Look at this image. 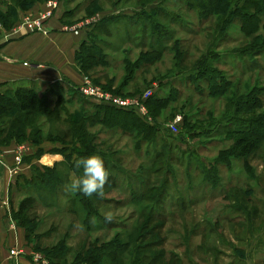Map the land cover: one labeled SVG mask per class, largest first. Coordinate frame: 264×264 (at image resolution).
Instances as JSON below:
<instances>
[{
    "label": "rangeland",
    "instance_id": "obj_1",
    "mask_svg": "<svg viewBox=\"0 0 264 264\" xmlns=\"http://www.w3.org/2000/svg\"><path fill=\"white\" fill-rule=\"evenodd\" d=\"M50 1L54 0L41 1V7L31 14L39 16ZM97 6L102 13L94 12ZM198 12L205 18L200 20ZM61 14H66L62 22L66 34L88 30L87 18L95 17L86 40L90 50L108 62L84 71L76 59L78 81L63 75L40 96L52 112L58 110L60 119L19 114L25 131L36 128L42 132L31 138L38 146L36 155L51 153L57 155V162L63 161L59 169L64 184L75 170L79 174L73 166V158L79 156L74 150L78 143L72 124L78 112L94 116L100 110L97 105H114L132 112L155 126L158 134L136 151V131L89 122L87 129L97 149L94 147L88 155L99 154L116 183L113 188L107 182L102 201L93 200L103 223L96 221L88 230L78 215L42 204L37 209V218L42 221L39 232H34L29 241L26 238L22 247L8 246L6 260L17 258V264H22L23 257L26 264H35L36 254L44 255L36 247L53 248L61 242L70 251L56 260L72 264L76 253L87 250L91 243L111 247L119 242L128 252L119 258L121 264H139L137 250L145 256L144 264H264V0H61L59 11L45 25ZM27 15L30 14L20 16L18 22ZM162 28L168 34L161 53H157L159 59L153 58L138 68L141 55L151 45L159 46L152 33L159 36ZM176 46L184 49L181 60L173 51ZM80 49L81 45L76 55ZM205 68L225 74L232 84L227 94L220 96L214 89L216 97L209 95L207 83L213 77L203 72ZM85 82L108 97L95 100L83 94L79 88ZM149 91L152 97L143 101ZM8 95L17 99L14 91ZM117 98L129 100V105H116ZM156 98L164 103L155 105ZM252 119H260L261 123L254 125ZM7 120L6 115L0 118V126ZM169 124L180 129L179 134H173ZM249 126H257L262 134L253 138H260L254 157L245 163L242 158H227L218 166L210 165L219 153L228 151L242 138L241 131ZM179 136L185 137L184 141L176 139ZM191 148L196 149L193 159L185 153ZM112 154L116 156V166L111 164ZM150 158L153 161L149 162ZM57 162L38 168L46 175L45 167H54ZM213 168L217 171H212V178H204L202 172ZM38 174L37 169H32L30 176H19L10 184L11 218L19 227L13 213L25 198L39 194L31 180L23 179L36 178ZM149 177L152 191L146 197L164 192L154 203L156 213L152 216L142 215L131 195L136 191L140 194L141 181ZM19 178L23 189L18 191L15 183ZM46 191L50 202L52 193ZM68 193L57 194L63 202L67 197L74 200L75 194L67 196ZM106 212L116 217L112 223L105 222ZM32 214L30 211L31 218ZM52 225L58 234L39 241L38 235ZM12 249L18 250V255L12 256ZM159 251L162 258L156 261ZM3 261L0 257V264Z\"/></svg>",
    "mask_w": 264,
    "mask_h": 264
},
{
    "label": "trees",
    "instance_id": "obj_2",
    "mask_svg": "<svg viewBox=\"0 0 264 264\" xmlns=\"http://www.w3.org/2000/svg\"><path fill=\"white\" fill-rule=\"evenodd\" d=\"M40 1H44V0H19L20 3H18V0H11L10 2L12 4L9 8L8 13H4L2 10H0V22L4 26H7V27H8V21H11L12 24L16 23L19 20V14H18L19 8L28 10L32 8L35 5V3L40 2ZM0 3H1V0H0ZM251 3L252 5L255 4L253 2ZM100 10L101 8L97 6L94 9V12L97 13ZM197 16L200 17V20L205 18L202 12H198ZM257 24L258 26L261 25V20H259V18H257ZM156 28H161V27L158 26ZM160 30H162V32L159 33V36L156 33H152L153 36L157 37L159 46L157 47L155 45H151L149 47L150 48L149 51L145 52L146 55L145 54L141 55L139 59L141 62L138 65H136L138 68H140V66L144 64L150 63L153 60V58L159 59V57H157V53H161V50H162L161 46H163L162 45L163 41L167 39L166 34H168V32L164 30L163 28ZM90 35L91 33H89V37ZM87 41L88 40H84L81 43V49L76 55V59L84 71L90 67H94L95 65H98V64L101 65V64H105L108 62L104 58L97 56L95 52H92L90 50V46H88ZM95 51L99 52L100 49L96 48ZM173 51L177 55L176 59L181 60L184 58L185 52L183 48L176 46L173 48ZM199 65L200 67L202 66V64H199ZM203 70L205 74L211 73L213 77L211 79V82L207 83L209 85V88L211 89V91L209 92V95H211L212 97H216L217 94H216V91H214V89L219 91L220 96L228 93V90L232 84L228 83V81L225 79V74L223 72H221L220 70L212 69V68H205ZM215 76L217 78H215ZM240 87L241 85L239 84L237 89H240ZM15 96L17 97V99L13 97H9V96H4L5 97L4 103L7 104L8 107L4 108L3 106L0 105V118H2L4 115H6L8 118L6 124H2L0 126V146L6 145L8 142H10L11 140L15 138L17 140H24L25 137L27 136L28 131L27 130L25 131L21 127V125H23L22 120L18 119L19 114L21 112H27L28 115L42 114L43 116H46V117L48 115L49 117L53 116L54 119H57V120L60 119L58 110L57 111L55 110L54 112H52L49 108H47V103L46 102L44 103V100L42 101L43 98L39 97L34 91L19 90L15 93ZM156 99L159 101L157 100L154 101L155 105H162V103H164V101H161L163 99H160V98H156ZM97 107L100 110H98L94 116H86L85 114H82L81 112L76 113L77 120L76 122H73L72 124L74 127L73 135H74V138L76 139V142L78 143L77 147L74 148V150L77 152L79 157L87 156L88 153H90V151L92 150H95L94 147H96L94 146V139L87 129V124L89 122L93 124L100 123V124L106 125L109 128L110 127L111 128L121 127L125 132L126 131L127 132L136 131L137 132L136 137L138 138L137 143L134 145L135 147L134 149L136 151H139L144 143L151 142L154 139V136L158 134V131L155 129V126L144 123L142 120L135 117V115L132 112L126 111L114 105L113 106L112 105H108V106L97 105ZM252 122L254 125H259V123H261L260 119H257V121H254V119H252ZM255 127L257 126H252V127L249 126L247 129H243L240 133L242 138H239L237 141H235L232 147L228 151H225L224 153L221 152L218 154V157H216L215 159L217 164H215V161L213 160V162H211L210 165L214 164L218 166V164L224 163V160H226L227 158H228V161H229V158H230V161H232V158L236 160H238L239 158H242L243 159L242 161H244L245 163L248 160V158L254 157L253 152L259 147L257 143L260 138L258 139V141H256V139L253 140V138L262 135L260 130ZM41 133H42L41 131L39 130L37 131L36 128H33L30 136L31 138L33 137L36 138V137H39ZM176 139L180 141H184L185 137L179 136V137H176ZM238 151L240 152V154H236ZM185 153L187 154L189 153L188 155L190 159H193V157L196 156L195 155L196 149L194 148L187 149ZM110 158H111L110 159L111 164H113V166H116L117 160H116L115 154H112ZM150 161H153V158H150L149 162ZM62 162L63 161L57 162L54 167H45V171L47 172L46 175L44 174V172L43 173L41 172V170L38 168L39 166H35L33 169H37L39 172L36 178L35 177L33 178L32 176L31 179H27V178L23 179L26 182H28V180H31L33 182L32 184L34 185V188L39 191L38 196H29L25 198L21 202V208L18 211H16L15 214L13 213V215H15L14 218L19 220V225L25 229L26 238L28 241L31 238V235L34 234V232H39V227L42 221L37 218V209H39V207L42 204H46L49 206L56 205L57 209L58 208L66 209L67 213L78 215L79 218L81 217L83 219V226H87L88 230L91 229L90 224L92 223H89V221L92 217L96 218V221H98L97 223H101V222L103 223L102 214H100L101 211L99 210V208H97L98 206L93 201L94 199L97 201H102V199L96 196L88 198V197L83 196V194L77 193L75 194L76 197L74 200H70L69 197H67V202H63L61 200V197L58 196L57 193L65 195V188H64L65 184L62 179L63 176L61 175V170L59 169V166L63 165ZM212 171L216 172L217 168L209 169L208 172L206 173L202 172L204 175V178H208V179L212 178V176L214 175V172ZM19 180L21 179L19 178L15 183L18 191L21 188L23 189V186L20 184L21 182ZM108 182L109 184L113 185V188L116 185V183L112 180L111 176H109ZM150 182H151L150 177H149V180L147 181H141L140 194L136 191V192H131V195L132 197H134L132 198V200L135 203V205H137V207H140L141 214L142 215L148 214L152 216L154 215V213H156L155 212L156 206L154 205V203L158 201L157 199L162 198L164 196V192L161 191L156 196L152 195V196L146 197V194H149L152 191L149 188ZM46 190H50L52 193L51 198H50L52 200H50V202H47L48 199L46 196L47 195ZM67 196H69V193ZM35 197L39 198L40 199L39 201L41 202L36 201ZM53 200H55L56 202H54ZM70 202L72 203L71 205H70ZM73 204H75V206H73ZM30 211L33 212L32 218L30 215ZM36 220L37 222H35ZM55 233L58 234V231H56L55 225H52L46 233L39 234L38 239L39 241L43 240L44 238L52 239L53 236L56 235ZM59 244L60 246H57L56 244V246L53 248H50L49 247L50 245H49L47 248L40 249L36 247V249L39 250L41 253H43L48 258V261L50 260V264H65V263H60L56 259H59V258L61 259L65 257L66 255H68L70 250L64 249V244H62L61 242ZM107 245L108 244L98 246L95 243L94 244L91 243L88 246L87 250H82L76 253L77 259L72 264H82V263L84 264H121V262L119 261V258L124 253L128 254V252H126L127 251L126 246H125V249H123L124 247L122 243H119V242H115L114 245H111V247ZM136 253H137L136 259L138 261L141 260L139 264H144L145 256H143L141 254L142 252L138 250ZM157 253L158 254L155 255L154 257L156 261L162 258L161 252L159 251Z\"/></svg>",
    "mask_w": 264,
    "mask_h": 264
},
{
    "label": "crops",
    "instance_id": "obj_3",
    "mask_svg": "<svg viewBox=\"0 0 264 264\" xmlns=\"http://www.w3.org/2000/svg\"><path fill=\"white\" fill-rule=\"evenodd\" d=\"M10 1L1 0L0 10L8 13L12 4ZM40 2L35 3L28 10L19 8V17L36 11L41 7ZM65 15H58L57 18L47 22L44 33H15L14 28L18 21L8 27L2 24L0 27L1 106L8 107L4 103V96H9L8 93L11 91L16 93L19 90H33L40 97L51 85L57 84L63 75L78 81L74 68L76 52L81 43L87 39L90 27L96 20L95 17L87 18L89 28L85 27L88 30L84 32L66 34L62 25ZM30 134L31 131H28L26 139L15 138L6 145L0 146V257L4 258L2 264H17V258H13L11 262L6 260L9 255L7 247L15 244L22 247L26 243L25 229L19 227L11 218L9 197L11 182L19 176H30L34 166L50 165L51 161H58L57 155L51 153H45L41 157L36 155L38 146L33 142ZM20 259L22 264H26L23 257Z\"/></svg>",
    "mask_w": 264,
    "mask_h": 264
},
{
    "label": "clouds",
    "instance_id": "obj_4",
    "mask_svg": "<svg viewBox=\"0 0 264 264\" xmlns=\"http://www.w3.org/2000/svg\"><path fill=\"white\" fill-rule=\"evenodd\" d=\"M168 128L173 134H179L180 132V129L175 127L174 124H169ZM73 166L75 169L79 170L80 174L73 173L64 186L65 191L71 194L80 193L88 198L96 196L103 199L105 196L104 188L110 176V172L105 167L103 158L99 154L74 157ZM115 218L116 217L112 212H106L104 214V220L106 223H112ZM95 222V217H92L89 221V223L92 224ZM81 230H83L82 225Z\"/></svg>",
    "mask_w": 264,
    "mask_h": 264
},
{
    "label": "built area",
    "instance_id": "obj_5",
    "mask_svg": "<svg viewBox=\"0 0 264 264\" xmlns=\"http://www.w3.org/2000/svg\"><path fill=\"white\" fill-rule=\"evenodd\" d=\"M61 7V0H54V1H50L46 7V9L39 15V16H33L32 14L24 16L23 20L21 22H18V24L15 26L14 28V32L15 33H27V34H31V33H38V32H42L44 33L45 31V23L46 21L53 15L55 14V12L59 11ZM1 23H0V27H1ZM66 30V29H65ZM79 90L85 94L88 95L90 97L95 98V100H101L105 97H108V95H105L104 93H102L98 88L91 86L88 83H83L81 85V87L79 88ZM153 94L152 91L147 92L144 96H143V101L146 99H148L151 95ZM115 104L120 106V107H124L129 105V100L127 99H120L117 98L114 100ZM146 105V104H145ZM18 250L16 249H12L10 251V254L13 255H18ZM35 264H41V261L45 264H47V258L45 255H38L36 254V260Z\"/></svg>",
    "mask_w": 264,
    "mask_h": 264
}]
</instances>
